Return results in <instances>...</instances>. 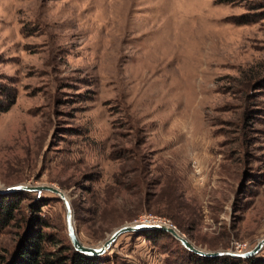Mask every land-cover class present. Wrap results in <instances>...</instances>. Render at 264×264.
Listing matches in <instances>:
<instances>
[{
    "label": "rangeland",
    "instance_id": "1",
    "mask_svg": "<svg viewBox=\"0 0 264 264\" xmlns=\"http://www.w3.org/2000/svg\"><path fill=\"white\" fill-rule=\"evenodd\" d=\"M263 74L264 0H0V188L55 185L85 246L160 223L205 252L250 250L264 237ZM23 192L0 264L33 214L47 248L71 246L61 199ZM92 257L198 264L160 229Z\"/></svg>",
    "mask_w": 264,
    "mask_h": 264
},
{
    "label": "trees",
    "instance_id": "2",
    "mask_svg": "<svg viewBox=\"0 0 264 264\" xmlns=\"http://www.w3.org/2000/svg\"><path fill=\"white\" fill-rule=\"evenodd\" d=\"M249 13H240L232 17L236 23H245L253 20ZM253 65L249 67L252 68ZM258 70L259 67H255ZM259 83H264V74L258 77ZM8 103L3 109L8 108ZM1 109V110H3ZM23 191L10 194H0V233L15 220V211L18 210ZM29 225L19 235V241L14 255L3 264H99L97 257L85 256L75 251L71 246L65 248H47L52 240L48 238L47 232L43 231L45 223L40 222L37 215L29 216ZM32 225V227H31ZM39 225V228H35ZM198 258V264H264V258H239L229 255L207 257L193 253Z\"/></svg>",
    "mask_w": 264,
    "mask_h": 264
},
{
    "label": "water",
    "instance_id": "3",
    "mask_svg": "<svg viewBox=\"0 0 264 264\" xmlns=\"http://www.w3.org/2000/svg\"><path fill=\"white\" fill-rule=\"evenodd\" d=\"M16 191H29V192H40V191H48L51 193L56 194L62 201L64 208H65V221H66V229L67 234L70 240V243L73 249L85 256H95L107 251L111 245L116 241L118 236L126 232H133L138 231L141 229H160L163 230L170 235H172L176 240H178L181 245L186 248L188 251L196 253L201 256L207 257H214V256H222V255H229L233 257L239 258H248L254 254H256L263 246H264V237L258 240L255 246L242 253H237L234 251H202L201 249L197 248L193 245L185 236L180 234L175 227L168 225V224H160V223H132V224H124L117 228H115L107 237V239L99 246H85L83 245L77 237L74 225H73V215L72 209L69 202L68 197L66 194L60 190L59 188L55 187L53 184L47 183H36V184H29V183H15L11 185H7V187L0 188V194H6Z\"/></svg>",
    "mask_w": 264,
    "mask_h": 264
},
{
    "label": "bare ground",
    "instance_id": "4",
    "mask_svg": "<svg viewBox=\"0 0 264 264\" xmlns=\"http://www.w3.org/2000/svg\"><path fill=\"white\" fill-rule=\"evenodd\" d=\"M101 244H102V243H101ZM101 244H100V245H101ZM96 247H97V246H96Z\"/></svg>",
    "mask_w": 264,
    "mask_h": 264
}]
</instances>
